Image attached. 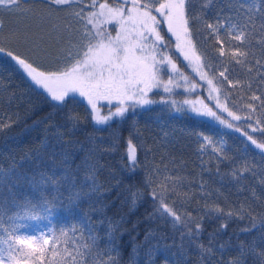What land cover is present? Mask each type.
<instances>
[{"label": "snow or ice", "instance_id": "obj_1", "mask_svg": "<svg viewBox=\"0 0 264 264\" xmlns=\"http://www.w3.org/2000/svg\"><path fill=\"white\" fill-rule=\"evenodd\" d=\"M36 2L37 0H0V7L9 12H16L23 4ZM44 2L46 5L57 6L52 9L53 11H70V15L82 24L75 34L71 21L63 28H58L55 24L51 26L53 30L58 31L57 40L68 45L66 49H61L62 59H58L52 67L44 69L32 56L25 55L15 48L6 47L3 44L4 38L0 37V55L11 62L0 63V72H20L29 86L40 92L55 112L63 113L64 124L70 135L79 130L80 125L87 123L89 119L97 127L88 137V143L92 146L85 150L86 155L81 163L76 165L75 170L72 167L71 154L67 151L60 154V167H46L37 174L28 175L17 172L15 169L7 171L0 169V264H27L29 259L39 260V264H45V261L47 264H121L119 237L123 235L121 226L124 220L123 217L114 219L106 216L103 200L112 187L105 188L99 179L103 166L99 165L97 155L98 146L99 151H117L118 138L115 133H112V143L103 145L101 141H97L95 132L106 130L114 119L123 121L130 109L135 113L138 107L144 108L146 105L159 102L164 104L169 112L181 116L189 114H195L198 117L208 116L224 127L239 132L251 142V145L259 149L261 163H264V140L258 141L257 138L242 131L238 125L228 122L211 108L201 111L187 98L183 100V103L170 99L173 94V84L180 87L176 83V78L179 77L185 81V91H187L189 77L168 54L169 44L160 28V25L165 23L168 32L177 41V50L185 61L195 66L193 70L201 80L206 82L209 98H212V93L221 90L217 86L216 76L210 75L212 65L203 62L204 57L198 52L194 43L195 38L192 35L194 22L201 20L202 17L193 14V0H103V2L101 0H44ZM212 2L213 0H200L203 5L200 11L206 12ZM232 4L238 5L237 11L246 17L244 25L229 23L233 18L232 14H229L226 19L218 16L216 23L206 25L208 33L204 39L215 40L220 46L217 49L220 56L225 55L227 46L225 36L239 41L240 44L248 42L250 34L247 31V25L248 22H255L257 14L261 21L262 34L259 43L264 46V0H232ZM78 5H84V7L75 10ZM85 8L90 10L86 12ZM155 13L163 19L158 18ZM109 25H115V27L110 29ZM113 32L115 35L112 34ZM9 39L19 40V34L14 32ZM38 47L39 45L36 46ZM30 51L36 52L37 56L40 55L36 49H30ZM232 55L235 62L239 64L242 62L239 57L244 56L245 52L236 47ZM257 63L261 64V61L258 60ZM261 66L264 67V64ZM227 71L225 69L219 75L228 80L229 86H235L226 75ZM249 71L252 69L249 68ZM166 75L167 80L164 79ZM261 75L264 77V73ZM190 86L194 90L197 84L192 83ZM154 89L163 91L168 96L156 101L148 95ZM77 96L87 102L88 110L83 116L70 107L77 103ZM257 99L264 104V97L252 96V100ZM102 100L107 101L109 105L115 100V110L109 109L106 115H102L100 111ZM216 101V107L221 112H227L234 121L241 120V116L229 111L219 102V96L216 97ZM185 105L188 107L186 108ZM65 109H67L66 112ZM244 119L250 120L251 116H245ZM12 123V121L0 122V132L11 127ZM252 131L264 133V127H254ZM58 139H63V133H58ZM202 139L204 144L213 145L212 150L219 161L230 159L222 142L218 148L210 135H203ZM67 143L72 141L69 140ZM142 147L143 144L134 143L130 135L125 155L121 157V179H117L114 174L111 175V179L117 181L115 186H119L124 174L128 177L136 175L141 167L137 151ZM42 148L47 150L46 144ZM201 150L203 151V147ZM34 152L35 158L41 160L42 150L36 149ZM52 155L53 163H55L57 154L53 151ZM255 165V159L252 161L245 159L242 167L234 168L230 175L232 179L239 182L245 178L246 173L256 174ZM218 168L219 165H217ZM81 169L84 170L83 178L79 179L77 173ZM184 183L185 178L181 176L171 177L165 174L162 177L157 166L145 174L141 181L142 186H129V196L125 200L129 211H134L145 196H148L153 201L151 217L171 223L174 229H182L179 244L174 241L173 245H166L163 249L158 246L149 249L148 264H153L154 252L162 257V264H181L182 258L193 246L199 255V264H213L215 253L217 251L223 253L231 243L229 240L217 247V235L226 230L229 221L233 218L244 220L251 215L244 205L225 212L219 206L208 203L204 204L205 211L197 215L191 212H180L176 208V202L174 200L169 202L171 197L165 193L172 192L180 195L178 189ZM188 183L192 182L188 181ZM23 184L29 186L32 195L19 201L17 193L12 189L19 188ZM5 188H7V195H2ZM157 188H163V192H158ZM199 188L203 195L205 189L203 181L200 182ZM183 196L185 200L192 198L190 193H184ZM84 203L89 204V212L80 215L79 209ZM9 205L17 208L15 214H9ZM57 207L66 208L73 214L74 223L70 227H62L58 232L50 229L38 235L20 233V228L23 226L15 221L39 220L42 217L37 209H43L50 216ZM93 214L99 216L95 222L92 220ZM206 220H219V227L209 233L208 243L204 244L200 237L204 232ZM256 221L257 217L252 215L250 226H245L241 231L248 233L255 230L258 227ZM259 226L264 227V217L260 218ZM100 228H104L103 235L100 234ZM150 235L151 233H146V239ZM41 241H43L42 244ZM101 241H104L103 247H101ZM172 247H176L178 251L171 252ZM237 248L241 257L251 256L253 264H264V249L257 252V245L254 242L242 241ZM138 253L139 248L134 245L128 264H139ZM170 255L177 257V260L170 259ZM57 257L58 259H54ZM229 264H244V261L230 259Z\"/></svg>", "mask_w": 264, "mask_h": 264}, {"label": "trees", "instance_id": "obj_2", "mask_svg": "<svg viewBox=\"0 0 264 264\" xmlns=\"http://www.w3.org/2000/svg\"><path fill=\"white\" fill-rule=\"evenodd\" d=\"M202 6L200 0H193V14L202 17L201 20L194 22L192 29L194 43L198 52L204 57L203 62L212 65L210 75L216 76L217 86L221 88L219 92H215L219 96L221 104L225 105L229 111L241 116V120L234 121L227 114L216 110L220 116L228 122L238 125L242 131L248 132L258 141L264 140V133L252 131L254 127H264V104L259 99L252 100L253 95L264 97V77L261 75L264 73V67L261 66L264 64V55H262L264 46L259 43L262 38L259 14H257L254 23L248 22L247 31L250 34L248 42L240 44L239 41L225 36L227 45L225 55L220 56L217 51L220 46L216 44L215 40L204 39L208 33L207 23H216L218 16L221 19H226L229 14H232L233 18L229 23H236L240 26L245 24L246 17L239 14L238 5H233L232 0H213L211 7H208L206 12L200 11ZM56 7L55 5H46L44 0H37L34 4L25 3L16 12H9L0 7V24H2L0 37L4 38L3 44L6 47L15 48L25 55L32 56L44 69L52 67L58 59H62L61 49H66L68 45L57 40L58 31L53 30L51 26L55 24L58 28H63L71 21L74 34L77 29L82 27V24L70 15V11H53L52 9ZM80 7H84V5L76 6L75 10H79ZM89 10L85 8L86 12ZM108 27L111 29L115 25ZM160 28L169 44L168 54L178 61L179 57L173 50V42L166 34L163 24L160 25ZM14 32L19 34V40L9 39ZM112 34L114 35L115 32ZM37 45H39L38 48H36ZM236 47L245 52L244 56L239 57L242 61L239 64L235 62L232 55ZM30 49H36L40 55L37 56L36 52L30 51ZM258 60L261 61V64L257 63ZM0 63L11 62L0 55ZM249 68L252 71H249ZM225 69L228 70L226 75L235 86H229L228 80L219 75ZM201 89H204L203 86ZM167 96L154 93L152 99L160 101L161 97ZM189 96L191 98L202 96L208 106H213L206 99L203 90L196 94H189ZM185 98L187 95L184 93L170 97V99L178 100L181 103ZM76 99L77 103L70 107L83 116L84 112L88 110V106L82 100ZM185 107L187 108L186 105ZM66 111L67 109H65ZM171 114L172 112H169L164 104L158 102L147 109L136 108L135 113L130 109L123 121L114 119L106 130L95 132L97 141H101L103 145L112 143V133H115L118 138L117 151H99L98 146L97 155L99 165L103 166L99 179L105 188L112 187L103 200V204L106 206V216L114 219L123 217L124 220L121 226L123 235L119 237L121 264H128L129 255L134 245L139 248V264H148L150 248L158 246L163 249L166 245H173L174 241L176 244L180 243L182 229H174L171 223L151 217L153 201L150 197L145 196L134 211H129L125 203L129 196V186H142V178L157 166L162 177L166 174L171 177L185 178V183L178 189L180 195L172 192L165 193L171 197L169 202L172 200L176 202V208L180 212H191L194 215L203 213L205 203L217 205L225 212L239 208L241 205L249 210L251 215L246 219L233 218L229 221L226 230L217 235V247L229 240L231 243L223 253L220 251L215 253L213 264H229L230 259H242L244 264H253L251 256H240L237 245L242 241L254 242L257 245V252L264 249V227L259 226L260 218L264 217V182H262L264 181V163L260 162L259 149L251 145V142L241 136L239 132L221 124H215L206 118L194 114L173 117ZM245 116H251V119H244ZM9 121L13 122L12 126L0 132V169L5 171L15 169L17 172L28 175L37 174L46 167H60V154L64 151L71 154L70 159L73 170H75L76 165H79L86 155L85 150L92 146L88 143V137L97 127L89 119L87 123L80 125L79 130L70 135L64 124L63 113L55 112L46 102L44 96L33 90L25 77L18 71L0 72V122L8 123ZM134 123L135 126H133ZM58 133H63V139H58ZM219 133L222 134L227 146L226 152L230 157L223 161L200 153L201 137ZM130 135L134 143L143 144V147L138 148L137 151L141 167L133 177L124 174L122 182L119 186H115L117 181L111 179V175L114 174L117 179H121V157L125 155ZM69 140L72 143H67ZM77 141L79 143H76ZM45 144L47 150L42 148ZM81 144H83V149H81ZM149 148L151 151H147ZM36 149L42 150V162L35 158L34 150ZM53 151L57 154L55 163H53ZM245 159L248 161L255 159L256 174L246 173L245 178L237 182L232 179L230 173L234 168H241ZM217 165H219L218 169ZM83 171L81 169L77 173L79 179L83 178ZM188 181L192 183L189 184ZM201 181L205 183L203 195L199 188ZM12 190L17 193L19 201L32 195V190L27 184ZM157 191L163 192V188H157ZM184 193H190L192 198L185 200ZM2 195H7V188L3 190ZM8 211L9 214H15L17 208L9 205ZM37 212L42 217L38 221L53 218L51 227L57 232L60 228L70 227L74 223L73 214L66 208L57 207L50 216L43 209H37ZM87 212H89V204L84 203L78 214L82 215ZM252 215L257 217L258 227L248 233L242 232V228L250 226ZM98 219V215H92L93 222ZM27 220L21 219L15 223L22 225ZM218 227L219 220H206L204 232L200 237L201 241L207 244L209 233ZM99 231L103 235L104 228H100ZM146 233H151L148 239H146ZM103 245L104 241H101V247ZM176 251H178L176 247L171 248V252ZM54 259H58V257ZM170 259L176 261L177 257L170 255ZM29 264H39V260L30 259ZM153 264H162V257L155 252L153 253ZM181 264H199V255L194 246L187 251Z\"/></svg>", "mask_w": 264, "mask_h": 264}, {"label": "rangeland", "instance_id": "obj_3", "mask_svg": "<svg viewBox=\"0 0 264 264\" xmlns=\"http://www.w3.org/2000/svg\"><path fill=\"white\" fill-rule=\"evenodd\" d=\"M158 18L160 19H163L162 17H159V14L158 13H155ZM163 26L165 27V31H166V34L171 38L172 42H173V50H175L177 56L179 57V60L178 61H175L178 65V67L181 68V70L184 72L185 75H187L189 77V83L187 85V88L188 90L185 91V81L182 79V78H179L177 77L176 78V83H178L180 85V87H176V84L174 83L173 84V94L172 95H181L182 93H184L185 95H187V99L192 101L193 104H195V106L197 107V109L203 111L205 110V108H211L213 111L217 112L218 111L222 114H227V112H221L219 108L216 107V97H217V94L214 92L212 93V98H209V89H208V86L206 84L205 81L201 80L200 79V76L197 75V73L193 70L194 69V65H190L188 61H185L184 60V57L180 54V52L177 50L176 48V44H177V41L175 39V37H173L171 35V33L168 32L167 30V24H163ZM115 35V34H114ZM171 73H169L170 75ZM164 79L167 80V75L164 76ZM192 83H195L197 84V87L193 90L191 88V84ZM201 86H203L204 89H201ZM203 90V92L206 94V99L208 100L209 103L213 104L212 105H207V102L205 101V98H203L202 96H195L194 98H191L189 96V94H193V93H198V91H201ZM154 93H159V94H163V95H168L166 93H164L163 91H157V90H152L151 92L148 93L149 97L152 98V95ZM78 99L82 100L84 103L87 104L86 101H84L82 98L78 97ZM220 102V100H219ZM221 103V102H220ZM115 106H116V102L115 100L113 101V103L111 105H109L107 103V101H100V111H101V114L102 115H106L109 111V109L111 110H115ZM151 105H146L144 108H137V109H147L148 107H150ZM187 106V105H186ZM188 107V106H187ZM213 107V108H212ZM218 111H217V110ZM106 113V114H105ZM219 114V113H218ZM173 117H180V115H177L175 113H172L171 114ZM195 115V114H194ZM228 115V114H227ZM203 118H206L210 121H212L213 123L215 122L218 123L217 121H215L213 118L211 117H208V116H203ZM219 124V123H218ZM212 140L216 143V146L219 148L220 145H221V142H222V145H223V148L224 150L226 151L227 150V146H226V143L222 137V134L219 133V134H216V135H213L211 136ZM202 142V147H203V151L200 149V153L204 156H207V157H212V158H216L218 159L217 155L215 152H213V145L211 144H204L203 143V139L201 137V140ZM53 220V218H50L49 220H42V221H38V220H33V221H24L22 226L20 228V233L21 234H39L40 232H48L50 229H52L51 227V221ZM41 244L43 243V241L40 242ZM27 251V249H26ZM23 259V258H22ZM30 262V259L27 261V264H29Z\"/></svg>", "mask_w": 264, "mask_h": 264}]
</instances>
